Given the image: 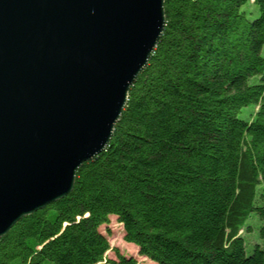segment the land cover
<instances>
[{"label": "trees", "instance_id": "16d2710c", "mask_svg": "<svg viewBox=\"0 0 264 264\" xmlns=\"http://www.w3.org/2000/svg\"><path fill=\"white\" fill-rule=\"evenodd\" d=\"M164 15L107 147L0 238V264H137L99 231L110 216L156 264H264V0H164Z\"/></svg>", "mask_w": 264, "mask_h": 264}, {"label": "water", "instance_id": "95a60500", "mask_svg": "<svg viewBox=\"0 0 264 264\" xmlns=\"http://www.w3.org/2000/svg\"><path fill=\"white\" fill-rule=\"evenodd\" d=\"M164 0H0V238L107 147Z\"/></svg>", "mask_w": 264, "mask_h": 264}, {"label": "rangeland", "instance_id": "374dc122", "mask_svg": "<svg viewBox=\"0 0 264 264\" xmlns=\"http://www.w3.org/2000/svg\"><path fill=\"white\" fill-rule=\"evenodd\" d=\"M247 10H252V6L249 5L247 7ZM256 109H252V107H247L242 109L241 113L239 114V117L243 119H249L251 114L255 112ZM258 204H264V184H261L258 188ZM250 226V232H245L244 229H242L239 234L241 237L244 238L245 242V252L246 254H250L253 250V246L255 244H261L262 241L259 236V230L262 226L261 223L257 220L255 215H251L246 223L245 226ZM99 231L106 236L110 248H117L120 252V254L124 255L125 257H133L136 260L137 264H156L150 260H148L145 257H141L138 255V249L133 244L126 243L123 240L124 232L122 225L117 222L116 217L110 216L109 217V224L108 225H102L99 227ZM106 258L114 259V254L112 251H108L106 253ZM99 264H105L104 262H101Z\"/></svg>", "mask_w": 264, "mask_h": 264}]
</instances>
